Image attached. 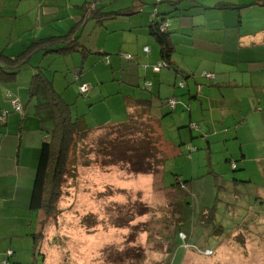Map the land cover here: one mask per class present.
<instances>
[{"label":"rangeland","instance_id":"rangeland-1","mask_svg":"<svg viewBox=\"0 0 264 264\" xmlns=\"http://www.w3.org/2000/svg\"><path fill=\"white\" fill-rule=\"evenodd\" d=\"M85 1L86 7L93 0H77V3L84 5ZM110 1L118 4V0H101V3L108 4ZM62 2L56 0L57 5ZM91 23L93 21L85 28L84 36L92 31ZM110 36L122 42V48H118V42L115 48L122 52H118L119 55L123 54L119 56L123 63L117 60L121 62L120 67L129 71L137 66L141 76L142 67L147 66L153 71L158 64L160 47L153 37L139 36V51L136 52V41L130 40L132 37L128 34L116 31ZM81 43L90 46L89 41ZM145 44L150 49L148 61L144 56L146 54H143ZM92 45L95 44L92 42ZM113 55L118 54L114 52ZM99 59L96 58L95 64L89 59L82 63L79 56L70 65V70L81 72L79 81L66 87L69 90L74 88V94L78 97L73 100L72 115L87 113L90 123L94 120L92 125H117L127 119L122 91L125 93L130 86L111 81L109 68ZM175 60L181 65L178 58ZM187 62L194 69L195 84L212 79L209 73H216L217 81H228L233 70L230 66L216 63V60L198 63L196 58H188ZM58 67L66 69L62 64ZM160 71L168 78L166 83L169 85L164 89L171 90L172 80L165 74L167 70L161 68ZM54 75L58 81L65 78L63 73L51 74ZM82 81L92 86L87 94L94 102L90 109L88 101H85L86 95H80L77 90ZM64 82L67 84V79ZM147 82L149 80L144 82L142 78L141 88L137 89L139 93H143V83ZM175 87L180 95V87ZM108 93L113 95L103 99ZM144 95L149 96L148 93ZM165 106L157 103L151 109V116L164 121L161 126L163 138L175 145L180 151L178 156H174L175 149L160 137L157 127L145 115L141 116L142 119L138 118L136 110L133 120L143 123V126L134 129V132L103 129L90 134L84 142L86 146L83 151H88L87 158L91 163L83 167L78 164L79 161L75 179L65 177L61 195L49 216L43 211L27 210L24 195L15 194L17 185H31L36 170L38 151L34 154L32 144L25 147L20 165L16 168L14 163L6 175L0 176V264H165L168 239L174 237V225L177 223H174L177 214L174 216L172 210L180 200L184 205L181 226L177 227V231L183 232L187 242L196 249H211L213 254L206 257L191 249L185 253L180 248V240L176 238L170 264H264V187L261 186L264 177L259 170V165L264 168V141H260L259 147H246L248 154L245 160L233 158L232 162L237 164L239 171L231 172L230 165L224 162V154L229 150L230 154L237 153L238 143L231 141L228 146L227 143L223 146V142L219 141L220 118L202 111L195 119H202L208 124L197 122L191 127H181L179 120L188 121V109L179 108L176 115L181 119L171 121V114L163 109ZM164 114L165 118L162 117ZM166 118H169L167 122ZM100 138L116 139L111 160L103 159L102 147L97 144ZM208 145L212 152L209 159ZM133 148H138V153L144 155L143 168L138 169L144 171L148 168L147 173H133L135 169L128 162L119 161L126 156L127 150ZM191 149L195 151L189 153ZM222 149H225L223 153ZM81 155L82 152H79L77 157L82 160L85 156ZM211 164L218 173H223L220 175L223 179H217ZM174 173L188 181L192 179L189 183L191 195L178 199L179 196L169 189L175 178ZM232 180H250L253 184L234 185ZM19 190L22 189L19 187ZM209 211L212 212L213 221L201 222L209 218ZM204 213L206 216L202 217ZM244 238L245 242L255 240L245 243Z\"/></svg>","mask_w":264,"mask_h":264},{"label":"crops","instance_id":"crops-1","mask_svg":"<svg viewBox=\"0 0 264 264\" xmlns=\"http://www.w3.org/2000/svg\"><path fill=\"white\" fill-rule=\"evenodd\" d=\"M63 1L64 3L57 5L56 0H0V53L13 58L36 40L74 32L79 36V43L89 41L90 46L83 54L73 52L72 56H67V59L72 57L70 62L72 65L79 56H81L82 63L85 59H89L92 64H95L96 58L103 60L111 73V81L117 79L118 83L130 86V88L127 87L125 93L122 91L127 113L133 110L130 108L132 99L128 98L134 99L140 94L137 89L141 88L143 78L144 82L146 80L154 82L151 87L154 88L156 96H154L155 102L151 103L150 110L157 103H161L162 106L166 98H175L174 113L171 117L169 116L171 121L180 118L176 115V111L183 107L188 109V120L191 123L208 124L202 119H195L202 111L220 118L218 121L221 124L218 131L221 133L218 135L219 141L223 142V146L226 143L228 146L231 141L238 143V155L231 152V162L233 158L238 157L245 160L246 153L248 154L245 148H252L255 145L259 147L260 141H264V5L257 4L259 0H164L157 5L154 4V0H118V4L110 1L108 4L115 5L113 9L122 10L127 15L105 21L103 25H97L95 20L88 18L81 26L77 23L84 13L86 1L84 5H79L77 0ZM97 5L107 4L98 0ZM154 8L159 13V17L166 14L164 18L168 20L170 30L168 38L171 44L170 62L176 68V71L166 69L167 72H165L172 80L171 90L164 89L169 83H166L168 78H165L161 71L155 75L145 66L141 69L143 75L139 76L137 66L135 70H129L130 72L120 67L122 59L119 56L123 54L119 55L120 49L115 48L117 42L118 48H122V42L110 36L116 31L128 34L132 37L130 40L136 41L135 49L138 52L139 40H141L138 37L152 38L148 33V23ZM136 11L138 13L133 14ZM91 21H93L90 27L92 31L84 36L85 28ZM92 42L95 45H92ZM143 47L149 49L147 44ZM114 52L118 55L114 56ZM159 52L160 48L158 55ZM149 53L150 49L143 53L146 54L144 56L147 61ZM176 58L179 59L181 65L177 63ZM188 58H196L198 63L204 60H216V63L230 66L233 70L231 69L228 81L224 79L217 81L216 73H209L212 74L213 78L209 77L212 79H207L206 83L195 84L194 69L187 62ZM118 59L121 62H117ZM60 60L62 59L57 60L56 63ZM160 60L159 55L158 63ZM61 64L66 70H70L71 67L62 61ZM214 68L215 66L212 67L213 70ZM26 73L27 75H18L13 81H6L5 78L0 77V112L4 111L5 114L10 108L6 96L7 91L10 90L19 97L24 115L23 118L19 114H10L7 118V125L5 122L0 127V176L6 175L14 163L16 168L20 165L23 160V150L29 144H32L31 150L34 154L38 151L39 155L41 134L37 121L31 117L33 100H27L26 92L30 72ZM52 78L55 82V89L62 94L63 99L71 101L75 95L74 88L66 89L64 78H60L59 81L56 75ZM66 79H69L70 84L76 82L73 77H66ZM180 80H183L186 85L180 88L181 94L178 95L175 91V84ZM82 83L88 82L82 81ZM194 84L196 87L193 86ZM98 91L101 94L99 88ZM226 92H229L228 95ZM168 119L166 118L165 121L167 122ZM163 122L160 120V129ZM199 127L203 128V125L199 124ZM166 143L175 149L174 156H178L180 151L175 148V145L170 142ZM262 146L264 148V143ZM206 149L209 159V153L212 154L210 146L208 145ZM225 149H222L221 153ZM211 166L214 167L212 164ZM259 167L264 177V168L261 165ZM213 172L218 174L217 179L222 177L220 175L223 173H218L214 168ZM19 187L22 190H19ZM28 187L30 190L31 185H17L15 190V194L24 195L27 203L30 192L27 190ZM6 194L10 195V192ZM26 209L28 210V204ZM233 236L235 237V234ZM253 240L249 239L246 242ZM183 251L186 253V250L183 249Z\"/></svg>","mask_w":264,"mask_h":264},{"label":"trees","instance_id":"trees-1","mask_svg":"<svg viewBox=\"0 0 264 264\" xmlns=\"http://www.w3.org/2000/svg\"><path fill=\"white\" fill-rule=\"evenodd\" d=\"M97 3L98 0H93L92 2H89L86 7L84 6V13L77 25L81 26L84 20H87L88 18L95 20L97 25H103L105 21L114 19L115 17L127 15V13H123L122 10L113 9L111 3L101 6H98ZM159 3L160 2L155 1L154 4L157 5ZM256 3L264 5L263 0H259ZM242 7L245 8L247 6ZM137 13L138 11L133 14ZM165 15L166 14H163L159 17V13L156 8H154L150 14V21L148 23V33L154 37L160 47L159 55L161 60L159 63L161 66L157 71H152L155 75L160 72L161 68L176 71V68L170 62L171 44L168 38L170 30L167 23L168 20L167 18H164ZM78 41L79 36L76 33L68 32L62 36L54 35L48 37L47 39L36 40L29 46L25 47L19 55L13 58H9L3 53H0V77L5 78L6 81H13L17 79L18 75L23 76L27 75V71L30 72L29 82L27 83L26 89L27 100H33L31 105V107H33V113L31 117L32 119L35 118L37 121L39 132L41 134V141L39 142V155L36 170L31 184V189L29 190L28 209L31 211H43L47 216L51 215L54 211L56 200L61 195V186L62 183H64L65 177L75 179L77 175L76 167L78 164L83 167L90 165L91 160L87 158L88 153H86L88 151L84 152L83 150L86 146L84 145V142L88 139L92 132L103 129H105V131L115 129L124 130L126 132H134V129L143 126V123H137L136 120H133V115H135V111L137 110L139 113L138 118L142 119L141 116L145 115L147 120L157 127L160 132V137L164 140L160 129V120L151 116L150 107L154 96H156L154 88L151 87L154 85L153 81H149L147 84H144L145 86L142 88V94L140 93V95L136 96L134 99L131 97L128 98L129 100L132 99V106L130 108L133 110L132 112L127 113V119L123 123L108 126H104L103 123L92 125L94 120L90 123L87 118V113L72 115V106L75 104L73 100L78 97H76L75 94L71 101H65L62 94L55 89L51 74L54 72L63 73L65 80L66 77H73L77 82L81 75L80 71L66 69L61 70L58 66L62 61V63L70 67V65H72V63H70L72 57L67 59V56H72L73 52H80V54H83L84 51H88V48ZM36 54H38V56H36ZM59 59L62 60H60L59 63H56ZM113 81H117V79ZM70 83L71 82L68 79L67 84L64 82V87H67ZM83 84L89 85V89L81 93L79 88ZM185 85L186 84L183 80H180L175 84V86L180 88H183ZM77 90L80 95H86L85 101H88L87 105L90 109L94 105L93 100L87 96V94L92 90L91 84L80 82ZM144 93H148L149 96H145ZM112 95L113 94L108 93V95L103 99ZM6 96L9 100L10 108L6 110L5 114L4 111L0 112V127L2 124H5V122L7 125V118L10 114H19L24 118L23 107L19 97L10 90L7 91ZM175 103V98H166L163 103L167 105L164 111H168V114H171L172 116L175 109ZM164 116L165 114L162 117L165 118ZM182 121H179L181 127H191L194 124L189 122V120ZM115 143H117L115 138H100L97 141V144L102 147L101 155L103 156V159H112L111 150L115 147L113 146ZM193 150L195 151V149ZM194 151L191 149L189 153ZM79 152L80 154L82 152L81 157L85 156L82 160L80 157L79 159L77 157ZM235 154L238 155L237 153ZM224 155V162L231 165V172L239 171L237 165L230 161L231 154L225 153ZM143 157V154L138 153V148H133L132 150H127L126 156L123 158L121 157L119 161H124L125 163L128 162L130 167L135 169L134 171L132 170L133 173H147L149 171L148 168L144 171L138 169L143 168ZM155 162L156 163L153 165L154 167L157 166L158 160ZM153 166L151 165V167ZM173 176L175 178L172 184H170L169 189L179 196H177L178 199H181L186 195H191L189 183L192 179L188 181L187 178L182 177L178 173H174ZM220 179H223V177ZM249 181L244 180L243 182H239L232 180V183L234 185L237 183L252 185L253 182L250 183ZM261 186L264 187V184ZM182 201L183 200H180L176 203L172 210L174 216L177 214V218L174 221V223H177L174 225V237L169 238V241L167 240L168 246L166 247V255L168 259H166L165 264H170L169 258L172 257L175 249L174 240L176 238L180 240V246L181 244L189 243L186 238L184 241L178 238V234L183 233L177 231V227L181 226L180 220L183 207ZM142 213H144V211L141 212V214ZM139 215L140 214H138V216ZM208 215L209 218L207 220L202 219L201 222L213 221L214 217H211L212 212L209 211ZM201 216L204 217L206 215L204 213ZM42 262H44V256Z\"/></svg>","mask_w":264,"mask_h":264},{"label":"built area","instance_id":"built-area-1","mask_svg":"<svg viewBox=\"0 0 264 264\" xmlns=\"http://www.w3.org/2000/svg\"><path fill=\"white\" fill-rule=\"evenodd\" d=\"M162 0H156V2H161ZM144 52H148V50H147V48H145L144 49ZM127 58H129L130 59V57H128L127 56ZM160 63H158L154 68H153V70L154 71H157L158 70V68H160ZM89 89V85H86V84H83L80 88H79V90H80V92L81 93H83V92H85V91H87ZM16 105V104H15ZM178 236H179V238L182 240V241H184L185 240V235L183 234V233H179L178 234ZM181 247L184 249V250H189V249H191V251H194V250H197L198 252V254L199 255H202V256H206V257H209V256H211L212 254H213V251L211 250V249H196L195 247H194V245H191L190 243H185V244H181Z\"/></svg>","mask_w":264,"mask_h":264}]
</instances>
